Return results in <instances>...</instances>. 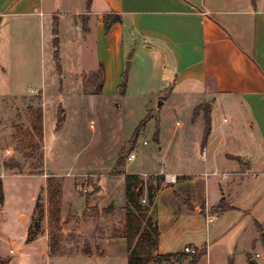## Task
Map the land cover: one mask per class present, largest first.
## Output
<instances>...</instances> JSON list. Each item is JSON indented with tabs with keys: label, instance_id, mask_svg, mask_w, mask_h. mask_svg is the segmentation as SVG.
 Returning <instances> with one entry per match:
<instances>
[{
	"label": "crops",
	"instance_id": "0c3cea01",
	"mask_svg": "<svg viewBox=\"0 0 264 264\" xmlns=\"http://www.w3.org/2000/svg\"><path fill=\"white\" fill-rule=\"evenodd\" d=\"M106 14H117L120 21L110 27L103 40ZM55 24L61 75L64 76L65 60L66 73L74 84L83 82L85 56H90L89 71L96 72L105 65L100 91L95 94L101 93L108 66L115 54L117 58L122 54L123 44L150 51L145 54L146 59L162 70L169 89V97L154 113L167 100L190 105L189 124L177 122L168 135V143L175 139L177 144H185L197 125L199 135L194 142L201 149L204 108L209 112L205 156L197 154L194 170L174 169L169 173L195 176L178 180L174 186L159 191L154 199L157 223L159 196L165 200L171 222L166 235L158 224L159 253L181 251L177 247L181 237L195 235L194 226L200 219L207 229L208 224L229 212L242 214L232 216L236 221L253 209L264 208L260 203L264 199V0H0V78L8 92L0 94V101L18 96L10 92L15 79L12 70L18 69L21 77L29 74L34 55L37 51L42 53L43 44L51 55L48 67L54 75ZM42 100V140L46 144L45 95ZM197 106L201 109L193 118ZM178 110L182 111V105H178ZM160 133L156 144L163 143ZM246 197L255 200L252 208L241 203ZM221 199L233 208L214 212L213 206ZM4 202L3 191L0 256L9 258L8 264H22V252L37 243L41 246L39 257L45 258L47 264L76 257L103 259L109 264L127 261L126 251L103 255L47 253L46 239L25 242L28 223L23 226L20 240L11 239L3 232L10 228L1 221L7 216ZM205 214L212 219L207 221ZM255 222L260 223L257 216L252 218L253 226ZM12 241L15 245L10 254L3 242ZM192 245L205 251L197 264H213L206 241Z\"/></svg>",
	"mask_w": 264,
	"mask_h": 264
},
{
	"label": "rangeland",
	"instance_id": "374dc122",
	"mask_svg": "<svg viewBox=\"0 0 264 264\" xmlns=\"http://www.w3.org/2000/svg\"><path fill=\"white\" fill-rule=\"evenodd\" d=\"M107 33L104 30L103 40ZM126 46L123 44L118 58V54L112 58L100 94L94 92L100 86L103 72L100 66L96 72L89 71V55L85 56L82 84L70 80L66 60L65 77L57 70L54 57V75L50 74L51 55L44 44L42 53L37 51L34 55L29 74L21 77L18 69L12 70L15 79L10 92L18 96L15 99L3 97L5 99L0 101V179L4 174L3 208L7 214L1 221L10 227L3 229L6 236L20 240L23 226L28 223L35 239L47 240V253L124 252L125 198L121 172L140 173H136L142 187L140 202L147 205L148 192H154L155 199L159 191L174 186L166 181L165 173L174 169H195L197 154L202 152L194 142L199 135L197 125L185 144H177L175 139L168 143V135L177 122L189 124L190 105L167 100L154 113L157 103L169 97L162 70L146 59L145 54L150 51ZM127 61L130 64L126 70ZM102 68L106 70L105 65ZM2 92L5 94L7 89L0 78V94ZM43 95L47 99L48 115L46 144L37 137L34 128L42 117ZM178 105H182V111L178 110ZM59 117L61 121L57 124ZM145 117H148L146 125L137 139H132L134 129ZM156 125L162 144H156L153 138ZM133 150L135 159L127 161V155ZM120 155L124 156V167L116 164ZM176 176L178 182L195 175ZM111 201L114 207L110 213H105L103 209ZM254 201L246 197L241 203L252 208ZM260 203L264 205V199ZM156 205L158 224L166 235L171 222L163 197L156 198ZM149 209L151 217L157 219L156 209L152 214L153 207ZM238 214L242 215L229 212L208 224L207 229L200 219L194 226L196 234L182 236L177 247L182 251L186 245L206 241L213 264H264V235L256 224L252 225V218L257 216L264 233V208L253 209L239 220L231 219ZM3 245L11 254L15 243L3 242ZM40 247L37 243L23 251L22 264H47L45 258L39 257ZM0 258L9 262L7 257ZM190 259L191 254H185L148 264H188ZM105 262L76 257L56 263L109 264ZM114 264H127V261L118 260Z\"/></svg>",
	"mask_w": 264,
	"mask_h": 264
},
{
	"label": "trees",
	"instance_id": "16d2710c",
	"mask_svg": "<svg viewBox=\"0 0 264 264\" xmlns=\"http://www.w3.org/2000/svg\"><path fill=\"white\" fill-rule=\"evenodd\" d=\"M86 21V20H85ZM120 21V18L117 14H106L103 17V26L105 33H107L110 27ZM86 30V28H85ZM58 32L55 24L54 29V37H53V57L56 63L57 70L61 71L60 60L58 55ZM102 72L103 68L101 66ZM103 75V74H102ZM101 86V83H100ZM100 86L98 87L97 91L94 93H99ZM123 88L121 87V90ZM201 109L200 106H197L193 113V118L197 115L199 110ZM40 119V118H39ZM148 117L142 119L136 128L133 131L132 139L136 140L140 134V131L146 125ZM61 121L59 117L58 123ZM36 135L39 139L42 140V126L41 120H39L38 124L34 126ZM210 131V117L209 112L204 108V129L202 132V140H201V149L204 148L206 138ZM159 135V127L156 125L155 132H154V140L158 141ZM131 149V148H130ZM124 157V156H123ZM122 155L119 156L116 164L120 167H124L125 164L123 162ZM124 177V225L122 231V237L125 239V250L127 253V264H148L151 261H160L166 260L172 256H184L187 253L183 251L177 252H168V253H159V227L156 218H152L150 215V207L154 209V192H148V204L143 205L140 202V197L142 195V187L139 186L141 184V180L137 174H129L124 171L121 172ZM3 203V188L2 183L0 180V204ZM114 205L111 201L106 207H104L103 211L105 213H110L113 209ZM233 207L225 204L223 199L220 202L213 206L214 212L225 211L232 209ZM154 210H151L154 212ZM257 228L261 231L262 236L264 233L261 229V226L255 222ZM30 228V227H29ZM35 237L31 234V230L28 229L26 242L33 241ZM54 252V251H53ZM54 254V253H51ZM83 254H90V251L85 250ZM205 254V251L201 249L197 254H192L191 259L189 260L188 264H197L199 258ZM0 264H8L7 260L0 258ZM232 264V262H230Z\"/></svg>",
	"mask_w": 264,
	"mask_h": 264
},
{
	"label": "built area",
	"instance_id": "2783aa9c",
	"mask_svg": "<svg viewBox=\"0 0 264 264\" xmlns=\"http://www.w3.org/2000/svg\"><path fill=\"white\" fill-rule=\"evenodd\" d=\"M143 144H146V141H144ZM201 156H202V157L205 156V150H204V148L202 149ZM134 159H135V152H134V150H133V151H131V152L127 155L126 160H127V161H132V160H134ZM214 173H216V172H214ZM164 176H165V179H166V181H167L168 183H173V184H175V183L177 182V176H176V175L169 174V173H165ZM205 218H206L207 221H209V220L212 219V217L209 216L208 214H205ZM200 250H201V248H199V247H197V246L186 245V246L183 247V250H182V251H183L184 253H187V254H191V255H192V254H197ZM256 256L258 257L259 255L256 254Z\"/></svg>",
	"mask_w": 264,
	"mask_h": 264
},
{
	"label": "water",
	"instance_id": "95a60500",
	"mask_svg": "<svg viewBox=\"0 0 264 264\" xmlns=\"http://www.w3.org/2000/svg\"><path fill=\"white\" fill-rule=\"evenodd\" d=\"M129 64H130V62L127 61V62H126V65H125V69H126V70L129 68ZM161 104H162L161 101L158 102L157 105H156V108H155V109L158 110Z\"/></svg>",
	"mask_w": 264,
	"mask_h": 264
}]
</instances>
